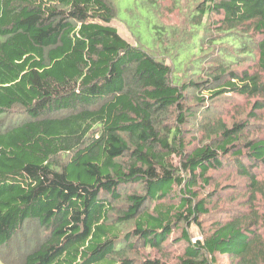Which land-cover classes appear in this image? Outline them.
<instances>
[{
  "label": "trees",
  "instance_id": "16d2710c",
  "mask_svg": "<svg viewBox=\"0 0 264 264\" xmlns=\"http://www.w3.org/2000/svg\"><path fill=\"white\" fill-rule=\"evenodd\" d=\"M188 1L190 36L176 45L161 15L147 48L121 35L111 0H0L5 264H214L217 253L264 264V134L251 131L264 110V0ZM225 96L237 110L251 99L248 116L214 114ZM226 166L249 182L248 212L195 241L188 226L217 195L197 186ZM29 220L34 247L2 256ZM180 228L175 262L135 253L163 251Z\"/></svg>",
  "mask_w": 264,
  "mask_h": 264
},
{
  "label": "rangeland",
  "instance_id": "374dc122",
  "mask_svg": "<svg viewBox=\"0 0 264 264\" xmlns=\"http://www.w3.org/2000/svg\"><path fill=\"white\" fill-rule=\"evenodd\" d=\"M116 10V17L113 20V24L118 27L119 32L125 38L131 42H140V44L147 48L155 45L156 29L160 16L164 25L170 26L173 31V35L176 38V45L181 40L188 38L192 31L188 27L189 13L191 8L189 7L188 0H111ZM190 0V4H191ZM195 3V2H194ZM162 6V8H161ZM161 8V9H160ZM162 11V14L160 13ZM171 63V60H169ZM217 98L211 101L213 104V113L221 115L227 120L229 124L233 122V119H243L248 116L247 112L251 107V99L240 96V109H235L232 99L223 97ZM253 99V98H252ZM227 100V101H226ZM226 101V102H224ZM237 103V101H235ZM12 118L24 119L25 114L20 109H16ZM254 128L251 129L252 134H264V110L258 112L257 118L252 120ZM179 156H174V160L177 163ZM261 169V170H260ZM259 178L264 179V167H259ZM238 171L234 166H226L219 170H210L209 175H212V181L209 185H202L201 181L197 191H203L204 194L212 191H216L217 195L213 198L210 205L211 211L207 215H203L199 221H194L188 226L190 235L193 240L203 238L205 233L211 232L216 228L217 223L220 221L230 219L232 217H238L242 213H247L248 204L244 203L249 194L248 180L242 176H239ZM138 185H131L126 190L137 188ZM248 188V189H247ZM134 190V189H133ZM261 198V197H260ZM253 219L244 220L246 222ZM184 225V223H183ZM182 225V226H183ZM244 225V227H245ZM186 226V224H185ZM254 231L261 233L264 236V219H261L259 224L254 226ZM40 228L34 221H26L21 231H19L11 241L4 246L2 256L9 253V257H12L13 262H19L20 257L23 256L25 251L32 249L40 238ZM182 235V230L176 229L170 236L169 241L163 251H157L155 249H145L139 246L135 252L137 256H161L168 262H175L180 255L184 252L185 242L178 240ZM0 259H2L0 257ZM238 258L217 253L214 264H238ZM0 264H5L0 260Z\"/></svg>",
  "mask_w": 264,
  "mask_h": 264
}]
</instances>
